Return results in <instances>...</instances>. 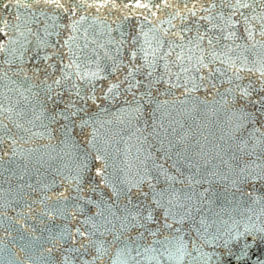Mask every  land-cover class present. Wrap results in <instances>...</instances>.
Here are the masks:
<instances>
[{
    "label": "water",
    "instance_id": "obj_1",
    "mask_svg": "<svg viewBox=\"0 0 264 264\" xmlns=\"http://www.w3.org/2000/svg\"><path fill=\"white\" fill-rule=\"evenodd\" d=\"M26 2L0 0V29H5L0 44L8 48L0 54L5 110L0 122L11 130V139L6 134L0 143V264H217L230 237L246 231L264 236V29L258 19L249 25L250 38L243 23H236L244 39L221 40L217 48L247 45L229 54L235 67L216 61L197 71V58L207 56L209 45L205 39L196 49L197 41L188 40L197 29L228 34L219 31L225 26L220 16L231 9L220 7V0L210 11L205 9L211 0H114L116 7L113 0H83L93 7L61 0V9L44 3L25 8ZM241 64L245 67L237 74ZM97 66V79L77 75L96 72ZM211 68H228L215 74V88L200 79ZM25 76L32 92L21 85ZM45 80L50 93L41 83ZM193 81L204 86L189 92ZM73 85L85 99L76 96ZM244 89L247 98L241 96ZM21 111L26 115H18ZM190 161L201 166V174L217 175L210 184L195 185L199 211L174 222L165 217L168 196L158 206L149 183L155 193L171 185L179 202L188 203L184 193L193 189L186 187V178L195 172L187 167ZM158 165L184 183L167 181ZM175 203L173 212L187 211ZM133 204L150 207L154 219L148 228L156 236L121 227L128 210H138ZM173 235L182 240L183 251L171 261L162 259L154 240Z\"/></svg>",
    "mask_w": 264,
    "mask_h": 264
},
{
    "label": "snow or ice",
    "instance_id": "obj_2",
    "mask_svg": "<svg viewBox=\"0 0 264 264\" xmlns=\"http://www.w3.org/2000/svg\"><path fill=\"white\" fill-rule=\"evenodd\" d=\"M44 3L47 6H54L57 9L65 8V4L61 2V0H28V2L24 3V7L28 8L30 7L31 4H40ZM93 7L96 6L94 3L93 4H87L81 2L80 7ZM113 7H116V4L113 0ZM220 7L222 8H230L231 12L225 16V14L221 13L220 18L224 20V27H220L219 31L221 33L227 32V35H221V36H215V35H209L207 32H204L203 34L200 33L199 29H197V35L193 39L188 40V44H193L194 40L197 41L195 43V48L200 49L201 48V43L207 39V43L209 45V49L207 50V56H200L197 58V71L202 70L203 68H209L212 64H214L216 61H219L220 64H228L229 67H235L236 62L232 60L231 56L229 55L232 52H235L236 49L241 48V47H247V45H240V44H235V47H231L229 45H224V48L227 51H221L218 52L217 48L220 45L221 40H237V39H244V37L239 36L236 28V23H243L244 25V30L247 35V37H251L252 35V29L249 27L251 21L253 20H259L260 27L261 29H264V0H220ZM99 7H106V3L100 4ZM137 7H147V5L144 4H137ZM217 7L216 0H211V5L209 9H205L206 11H210L211 9H214ZM242 9H250V13L246 14L245 12L242 11ZM259 9V11H258ZM75 11V8L73 9ZM236 14H239L242 17V20L239 22H233L232 16H235ZM192 15L195 16L196 13L192 12ZM211 18V17H210ZM19 19V17H17ZM32 19L35 20L36 17L33 15ZM83 19V17L81 18ZM74 22L73 27L75 26ZM214 27H219L217 25H214ZM190 31V29H187ZM5 29H0V33L4 32ZM261 35H264V31H261ZM70 39H72L70 37ZM67 44L68 42L65 41ZM115 43V41H113ZM120 45H123L125 41L123 39L120 40ZM150 45V42H149ZM84 47H87V44L84 45ZM175 45H170V48H174ZM183 47V45H181ZM254 47V45H253ZM144 50V49H141ZM190 51L192 49H189ZM8 51L7 45L6 44H0V54H3ZM119 51V48L117 49ZM137 53L134 51L132 53V59L136 58ZM177 59H180V56L177 57ZM9 64L15 63L14 60L8 61ZM151 67V65L149 66ZM245 67L244 64H241L240 67L236 68V73L238 74L243 68ZM98 70L96 72H91L89 73H81L77 72V75L80 76L82 80H93L99 78L100 71H99V66H97ZM115 70V69H114ZM252 69H249L251 71ZM136 69L130 70L128 72V75L125 77L126 80H129L131 77L134 76ZM228 71V68H211L207 74L206 77H200L201 81H206L212 88L217 87L215 83H213V79L215 78L216 73H221V74H226ZM20 73H16V75H19ZM4 75L7 76V72H4ZM152 75V71L150 70L148 72V76L150 77ZM261 75L264 76V68L261 69ZM68 74L66 73L64 77L61 79H57L54 81L55 85L60 86L62 83L63 79H66ZM237 78H239L237 76ZM31 78L25 76L24 80L21 82V85L24 88V91L26 92H32V89L34 85L29 83V80ZM163 79V77H161ZM3 80V77H0V81ZM42 84L45 85L46 89L50 93L52 90V85L47 84V81H42ZM137 87L139 84L136 85ZM151 85H148L147 87H150ZM204 86L203 83L197 84L194 81L191 83V88L187 89L189 92L193 89L199 90L200 87ZM74 88H76V96L79 97L80 99H85L84 95L82 94L81 90L76 87V85H73ZM113 87H118V85H113ZM129 87L131 88L132 85L130 84ZM241 86L237 85V88L239 89ZM17 91H20V86L17 87ZM264 91V88L261 89ZM112 89H109V92H111ZM20 95L23 97L24 100H28L27 96H24V92H20ZM147 95H151V93H147ZM242 98H247L248 96V90L244 89V91L241 93ZM51 99V96L49 95L48 97ZM92 98V97H88ZM5 111L2 107H0V112ZM18 115L24 116L26 115L25 112L21 111L18 113ZM60 115H65L64 113H61ZM69 115H75V113H70ZM65 118H69L68 116H65ZM244 119H247V117H243ZM11 119V117H9ZM39 119V117H37ZM86 124L87 121H84ZM14 126L17 129L23 128V125L20 123H17L13 121ZM27 131V129H24ZM11 130L8 129L7 125H4L2 122H0V143H3V140L5 138V135L8 134V137L11 139ZM14 142V141H13ZM177 156H180V153H177ZM169 159L171 157H168ZM179 162V161H177ZM223 162V161H222ZM210 163V161L206 162ZM187 167L191 170L192 168H195V172L192 173L190 171V175L186 178V187L193 189V192H188L184 193L186 201L188 203H180V195L178 194V190L175 188H172L171 185L169 186L168 189H165L159 193L154 192V185L149 183L150 189L153 190V201L158 205V206H164V197L165 195L168 196L167 200V210L165 217L166 219L171 218L174 222H177V217L180 216L183 219H187L189 215H191L194 211H199L198 208H196V194H195V185H202L205 183H212L213 178L217 175V172L214 171H206L201 174L202 169L201 166L198 163H193L189 162L187 164ZM158 168L161 169V175L165 176V179L169 182H174V183H184V181L177 180L176 177L166 175L163 171V165H158ZM244 170H242L243 172ZM97 175H100V172H97ZM248 177L244 176L243 179H247ZM145 180L151 181L153 178L150 176L144 177ZM227 179V177H225ZM143 182V181H142ZM235 184L236 181H233ZM123 191V190H121ZM130 191V189H129ZM120 193H117L119 195ZM199 199L202 200L204 193H199ZM64 200H67L68 197L63 196L61 194ZM175 203V207L177 208H186L187 211L183 213H175L173 212V204ZM86 203H91V201H86ZM129 203H131V200H129ZM80 211H83L82 208L79 207V205L76 206ZM133 208H137L138 210L133 214L130 210H128V214L124 217V223L121 225L122 228H126L127 226H131L133 228H140L144 229V231L140 232V236L143 237L145 232L149 233L152 236H156L157 233L153 232L151 229L148 228V224L153 221L154 216L153 212L150 209V207H145L144 209H139V205L133 204ZM146 213V214H145ZM113 215H115L113 213ZM166 227L168 229H171L172 224H166ZM67 231V230H64ZM264 231V230H261ZM77 234L80 236L86 235V233L79 232L77 230ZM71 234L69 233V236ZM63 238V236L61 237ZM155 244H159L160 248L156 249V251L160 254L162 259H167L171 261L176 253H182L183 251V242L182 240L177 237V236H165L164 240H154ZM81 247H85L84 245H81ZM127 247V246H126ZM224 251L221 253L219 261H217V264H253V261L255 260V264H264V236L261 235H253L250 231H246L244 233H238L234 237H230L229 240L224 241L223 245ZM173 249H175V252H173ZM135 250V249H134ZM51 251V250H49ZM73 251L78 252L79 249H73ZM179 259L180 257H176ZM67 261V258H66Z\"/></svg>",
    "mask_w": 264,
    "mask_h": 264
}]
</instances>
